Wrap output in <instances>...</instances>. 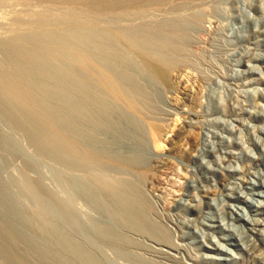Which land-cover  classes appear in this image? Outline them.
Here are the masks:
<instances>
[{
  "label": "rangeland",
  "instance_id": "1",
  "mask_svg": "<svg viewBox=\"0 0 264 264\" xmlns=\"http://www.w3.org/2000/svg\"><path fill=\"white\" fill-rule=\"evenodd\" d=\"M26 1L0 0V34H2L0 38L15 33L34 32H38L44 38H51L60 35L66 24H79L80 31L84 29L81 25L85 27L88 24L87 12L81 11L82 4L79 6V3L78 5L75 3L77 9H73V5H65L66 3L63 2L62 4L60 0H51L48 3L41 0ZM174 1L176 5L170 1V4L155 6L156 8L152 5L147 6L138 13L134 15L131 13L125 19L113 24L114 27H124L129 33L141 35L136 36V39L127 36H124V39H116V46L125 64L113 61L115 62L113 70L116 72L123 68L129 69L140 83L138 84L141 85L148 103L143 108V112L134 114L143 131L140 136L138 135L141 138L137 136V139L133 138L134 141L127 140L122 146L120 145L123 155L127 156L126 163L116 165L110 162L111 166L108 165L101 171L103 174L112 175L116 174L115 171L120 173L116 175H120L121 180H124L122 185L120 183L115 185V181L112 180L110 189L116 194H124V197L128 198L126 200H133L130 204H134L136 209L138 207L147 214L156 227L152 225L149 228L150 232H146L141 222L138 225L134 221L128 226L127 223L121 225L118 218L111 214L109 204L102 209L96 204L95 199L82 192L81 184L70 182L79 172L68 171V175L61 174L53 163L52 166L50 162L46 163L47 161H42L40 157L37 158L34 146L20 139L22 137L19 136L20 143L24 142L21 145L24 146L26 154H21L19 157V151L15 150V154L12 148L4 149L0 146V166L3 168H0V180L9 183L13 198L16 197L17 204L20 203L19 205H23L26 211L28 210L27 214L34 213L48 217L51 212H47L31 195L30 189L21 182L20 170L32 168L27 170L31 179L36 182L42 181L41 184L48 194L65 200L80 218L94 221H97L95 220L97 218L100 223L122 232L124 240L109 238L107 241L117 243L115 246L121 249L117 255L103 257L93 249L94 253L98 254L100 264H182V261L188 260L189 256H192L198 264H264V213L260 212L264 209V194L249 195L262 201L263 206L258 208L248 207L242 201L237 202V205L244 207L243 209L251 216L260 219L263 223L255 225L254 231L247 230L251 235V239H246L247 249L234 248V245L227 244L226 247L232 251L230 253L220 249H208L204 243L215 242L211 238L202 239L194 231L195 227H206L202 223L205 211H211L215 216L225 214L226 218H228L227 211L234 216L242 213L240 208L229 207L228 203L231 202L225 195L233 193L234 190L229 186L234 183L243 186L244 191H251L244 187L248 181L240 179L241 176L256 182L260 181L254 175L257 173L264 179L262 144L264 143V132H262L264 129V0H204L205 2L180 0L182 4L189 5L186 8L187 11L189 10L187 15L184 14L186 6L180 5L179 0H177L179 5L176 0ZM194 1H198L197 5ZM166 5L173 11L178 10L174 7L180 6L178 13L183 6L184 12L179 14L193 17H188L186 23H183L185 25L179 26L182 37L163 39V46L154 49L152 53L148 48L157 47L156 40L149 39L146 33L153 31L154 23L167 21L165 16H177L170 10L165 14L168 8ZM69 6L73 7V10ZM195 17L196 19H193ZM44 18L50 23L40 21ZM57 18H60L58 22ZM65 18L68 23L65 22ZM96 21L97 24L102 25L105 20L97 17ZM166 43L172 45L166 46ZM177 45L180 50L177 49ZM163 51L168 55H163ZM141 54L150 56L153 62L156 59L155 62L159 67L163 69L167 67V80L161 79L151 68L146 69L148 67L144 66ZM2 57L0 51V66H2L0 68L5 66ZM164 58L167 64L164 63ZM161 63L164 66H161ZM168 63L171 65L169 66ZM101 136L109 143L112 141L109 136L108 138L104 134ZM258 138L260 142L256 140ZM3 149L9 156L3 154ZM135 152L141 160L139 163L128 164L129 156L131 157ZM27 158L30 166L27 164L26 168H23ZM229 164L238 168L239 174L232 175L227 169ZM12 176L16 180L15 183L14 178L11 179L12 182L8 180ZM12 183L13 186L10 185ZM258 189L264 191V187L255 190ZM123 213L118 212L120 216L124 215ZM3 214L6 215L0 206V216ZM125 215L132 216L133 213L130 211V214L125 213ZM90 216L92 219H89ZM3 218L7 222L10 220L8 216ZM114 223L116 226L112 225ZM23 224L25 223L18 225L21 232L25 231L24 234L27 236H37L36 227L34 234L31 233L33 227ZM157 225L162 230L157 228ZM214 234L215 239L223 242L218 237L221 233L214 232ZM182 235L185 236L181 237ZM77 238L80 239L79 236ZM35 242L38 243V240ZM176 242L184 244L185 247L177 253V257H164L163 254H159ZM19 244L26 247L22 242ZM209 255L213 257H207ZM75 263L80 264L78 260H75Z\"/></svg>",
  "mask_w": 264,
  "mask_h": 264
},
{
  "label": "bare ground",
  "instance_id": "2",
  "mask_svg": "<svg viewBox=\"0 0 264 264\" xmlns=\"http://www.w3.org/2000/svg\"><path fill=\"white\" fill-rule=\"evenodd\" d=\"M42 1H47L46 3H48L51 0ZM170 1L176 5L174 0H60L59 2L66 3L65 5H73V9H77L75 3H79V6L83 5L81 11L87 12L89 16L87 15L86 17L84 15L87 18L88 24L85 27L81 25V28H84L82 31L78 29L79 24H66L60 35L55 34L56 36L51 38H47L46 36L44 38L38 32L30 34L15 33L0 38V51L5 61L2 62L5 63V66L0 68V146L4 149L12 148L13 152L15 150L19 151L18 154L20 153L19 157H21V154H26V151L23 148L24 146L21 145L23 141L20 143L19 140H26V142L34 146L32 148L35 154L38 155L37 158L40 157L42 161H47L46 163H53L61 174L68 175V171L79 172L76 174V178L70 182L78 185L81 184L83 186L82 188L80 187L82 192L95 199L96 204L101 208L109 204L111 214L116 219L118 218L121 225L127 223L128 226L133 221L138 225L141 222L143 230L146 232H150V226L154 225L156 227L150 221V218L147 217V214L139 210L138 207L136 209L133 206L134 204H130L133 200H126L128 198H125L124 194H116V192L110 189L112 180L115 181V185L119 183L122 185L121 183L124 180H121L122 177L120 175H116L119 172L115 171L116 174L114 175L109 173L103 174L101 172L110 165V162L116 165L126 163L125 157L127 156L123 155L120 145L122 146L124 141H130L133 138L137 139V136L142 134V128L135 119L134 114L143 112V108L148 103L147 97L140 87L141 85H139L140 83L129 69L123 68L116 72L113 70V64L115 63L113 61L125 64L123 63L125 62L124 58L115 42L124 36L136 39V36L140 34L129 33L124 27H114L113 24L120 19H125L131 13L133 15L138 13L147 6L152 5L156 8L155 6H162ZM182 1L186 2L189 0ZM194 2L197 5L198 1ZM53 3L55 4L56 2L54 1ZM176 3L178 4L177 0ZM179 4L181 5L182 2ZM182 5L184 6L185 4ZM20 6L23 7V5ZM185 6L186 10L189 5L186 4ZM179 7H174V9L180 10ZM182 8L179 13L184 12ZM170 9L169 7L167 10L164 9L166 10L165 14L171 11L172 14H176L177 16L164 15L165 18L167 17V21L154 23L153 31L146 33L149 39L156 40L157 47L148 48L151 52L163 46V39H178L182 37L179 26L185 25L183 23H186L185 20L188 17H193L189 15L182 16L178 13V10H174L177 11L178 15ZM161 10L163 12V9ZM188 11L186 10L184 14ZM97 17L105 20L102 25L97 24ZM51 18L53 17L51 16ZM193 19H196V17ZM58 20L60 18H57V22ZM64 20L67 22L66 18ZM40 21L50 23L45 18ZM72 21L74 23V20ZM144 25L146 24L144 23ZM144 29L149 28L144 27ZM41 41L43 44H41ZM164 51L163 55H168L167 52L164 54ZM161 52L160 50L159 55L162 54ZM141 57H143L144 66L148 67L146 69L150 70L149 68H151L161 79L167 80L168 72L166 65V68L163 69L155 62L156 59L153 62L150 56L142 55ZM164 63L167 64L166 60ZM160 65L164 66L163 63ZM262 132H264V129H262ZM101 134L106 135L107 138L108 136L111 137L112 141L110 143L107 142V140L102 138ZM18 136L22 138L19 139ZM256 140L260 142L259 138ZM262 144L264 149V143ZM7 153L5 154L4 152L3 154L9 156ZM137 155L135 152L131 157L129 156L127 163H139L141 158ZM22 156L25 157L24 155ZM35 160L37 159L35 158ZM28 161L29 159L26 160L25 167L23 166V168H26ZM5 162L4 164L7 163ZM9 162H11L10 159ZM29 169H21L20 172L16 169V171L21 174L22 184L30 189L31 195L36 198L37 202L47 212L50 211L51 214L48 217L34 213L27 214L28 210L26 211L23 205H19L20 203L17 204L16 197L15 199L13 198L12 189L9 190V183L0 180V206L3 212L6 213L3 216L10 218L7 222L3 216H0V245L6 248L9 246L14 253L13 256L10 251L7 252L12 258L7 254L4 256L0 253V264H77L75 260H78L80 264H100L98 254L103 257L108 255L113 257L117 255V252L121 251L118 246H115L117 243L107 241L109 238L119 241L124 240L122 232H117L115 229L100 223L97 218L95 219L97 221H94L92 216L89 218L92 220L80 218V216L76 215L75 209L73 210L65 200L48 194L43 184H41L42 181L38 180L36 182L34 180V182L27 171ZM227 169L232 172V175L239 174V169L233 167L231 164H229ZM254 175L260 181H249L243 178V176L240 177L245 182L248 181V184L244 187L251 190L250 192L244 191L243 186L234 183L232 186H229V188L234 190L233 193L225 194L231 202L228 203L229 207L232 209L240 208L242 213L234 216L230 211H227L228 218H226L225 214L215 216L211 211L204 212L202 223L206 227H195L194 231L202 239L211 238L215 242L210 244L204 243V246L208 249H220L229 253L232 252L231 249L226 247V244L234 245V248L244 247L247 249L246 239H251V235L247 233V230L254 231L256 229L255 225L259 223L263 224L260 222V219L254 218L248 211L244 210V207L237 205V202L242 201L248 207L255 206L258 208L263 206L262 201L249 196L250 194H264L262 189L255 190L256 188L264 187L263 177L257 173H254ZM13 178L14 176L8 180L11 181ZM15 181L14 178L13 182L15 183ZM10 185L13 186V183ZM119 211L124 212V215L120 216L118 214ZM130 211L133 213L132 216L125 215V213L130 214ZM260 212L264 213V209ZM22 223H25L26 225L23 224L25 226L30 225V228L33 227V229L36 227V232L38 231L37 238L25 235V231L21 232L18 225ZM114 224L112 225L116 226ZM157 228L161 227L157 225ZM33 229L31 233L34 232L36 234L35 229ZM214 232L221 233L218 237L223 242L217 240V238L215 239ZM78 236L80 239L77 238ZM184 236L182 235L181 237ZM37 240L38 243L35 242ZM19 242L24 243L26 247H22ZM184 248V244L176 242L163 252H159V254H163L164 257L174 258ZM93 249L98 254L94 253ZM32 256L35 257L32 258ZM207 257L213 256L209 255ZM182 264L198 263H196L192 256H189V259L182 261Z\"/></svg>",
  "mask_w": 264,
  "mask_h": 264
},
{
  "label": "water",
  "instance_id": "3",
  "mask_svg": "<svg viewBox=\"0 0 264 264\" xmlns=\"http://www.w3.org/2000/svg\"><path fill=\"white\" fill-rule=\"evenodd\" d=\"M8 246V245H7ZM11 252V254L14 256V253L11 251V249H10V247L8 246V248H6V247H3L2 245H0V253H2V255H6L7 254V252ZM8 255V254H7ZM9 256V255H8ZM10 257V256H9ZM10 258H12V257H10Z\"/></svg>",
  "mask_w": 264,
  "mask_h": 264
}]
</instances>
